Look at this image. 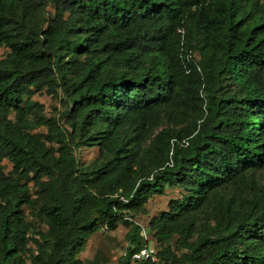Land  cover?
Returning a JSON list of instances; mask_svg holds the SVG:
<instances>
[{
    "label": "trees",
    "instance_id": "obj_1",
    "mask_svg": "<svg viewBox=\"0 0 264 264\" xmlns=\"http://www.w3.org/2000/svg\"><path fill=\"white\" fill-rule=\"evenodd\" d=\"M0 49V264H264V0H0Z\"/></svg>",
    "mask_w": 264,
    "mask_h": 264
},
{
    "label": "rangeland",
    "instance_id": "obj_2",
    "mask_svg": "<svg viewBox=\"0 0 264 264\" xmlns=\"http://www.w3.org/2000/svg\"><path fill=\"white\" fill-rule=\"evenodd\" d=\"M0 55H3V50L0 49ZM34 100L39 101L44 105L45 113L47 115H54L60 109L56 100L51 98L45 93L35 94ZM45 131L44 128H42ZM78 159L82 162H89L98 155L96 148H82L75 151ZM5 165L8 169L11 168L10 164L5 160ZM6 169V170H8ZM177 189L166 188L164 195H155L149 200L147 204V213L138 215L134 218L142 226H146L150 216L166 209L167 201L177 195ZM127 229L119 225L116 230L112 232H99L96 236H91L79 257L83 264H117L119 256L122 254L126 246L125 233ZM153 244V241L149 242ZM97 255V256H96Z\"/></svg>",
    "mask_w": 264,
    "mask_h": 264
},
{
    "label": "built area",
    "instance_id": "obj_3",
    "mask_svg": "<svg viewBox=\"0 0 264 264\" xmlns=\"http://www.w3.org/2000/svg\"><path fill=\"white\" fill-rule=\"evenodd\" d=\"M142 236L144 240H147V233L145 229H142ZM149 260L150 264H157L156 250L153 244L146 242L136 251L132 252L130 255L131 264H138L141 261Z\"/></svg>",
    "mask_w": 264,
    "mask_h": 264
}]
</instances>
